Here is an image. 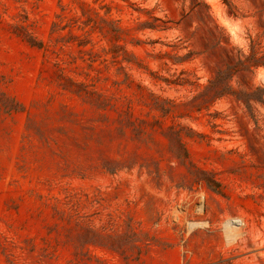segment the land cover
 Returning a JSON list of instances; mask_svg holds the SVG:
<instances>
[{
    "label": "rangeland",
    "instance_id": "rangeland-1",
    "mask_svg": "<svg viewBox=\"0 0 264 264\" xmlns=\"http://www.w3.org/2000/svg\"><path fill=\"white\" fill-rule=\"evenodd\" d=\"M249 56L264 0H0V264H264Z\"/></svg>",
    "mask_w": 264,
    "mask_h": 264
},
{
    "label": "trees",
    "instance_id": "trees-1",
    "mask_svg": "<svg viewBox=\"0 0 264 264\" xmlns=\"http://www.w3.org/2000/svg\"><path fill=\"white\" fill-rule=\"evenodd\" d=\"M158 19V18H157ZM149 27L151 28H156L158 27L157 25L154 24H148ZM168 27H165V29H167ZM254 46L253 48H255V43L253 42ZM250 61L251 64H249V67L255 65V66H259L261 64H264V62H260V58L257 57H247L245 61H243V63ZM235 65H229L226 69H219L215 76L209 80V83L206 85L205 87V92L206 94L210 95V94H215V97L220 98L223 96H233L235 97L237 100H243L248 107H251V101L252 99H258L262 102H264L263 100V95H264V89L262 88H258L257 91H253V92H243V91H239L236 88H234L230 81L233 77V74L235 72ZM256 92H262L263 95L259 96V98H256Z\"/></svg>",
    "mask_w": 264,
    "mask_h": 264
}]
</instances>
